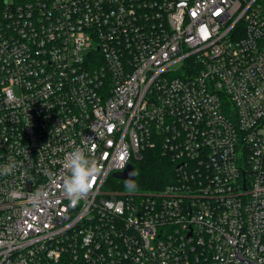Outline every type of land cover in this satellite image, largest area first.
Wrapping results in <instances>:
<instances>
[{"label":"built area","instance_id":"2783aa9c","mask_svg":"<svg viewBox=\"0 0 264 264\" xmlns=\"http://www.w3.org/2000/svg\"><path fill=\"white\" fill-rule=\"evenodd\" d=\"M75 147L103 172L72 206ZM154 148L171 184L110 189ZM11 162L0 264H264V0H0Z\"/></svg>","mask_w":264,"mask_h":264},{"label":"clouds","instance_id":"9594fccd","mask_svg":"<svg viewBox=\"0 0 264 264\" xmlns=\"http://www.w3.org/2000/svg\"><path fill=\"white\" fill-rule=\"evenodd\" d=\"M16 163L11 162L0 167V175H10L16 168ZM66 174L62 181V190L72 206H76L93 188V182L103 172V167L96 159L86 154L82 147H75L66 154L63 161ZM129 179H125L124 186L127 189L135 187L134 170L129 174ZM47 193L38 191L31 195L32 203L39 205L46 201Z\"/></svg>","mask_w":264,"mask_h":264},{"label":"trees","instance_id":"16d2710c","mask_svg":"<svg viewBox=\"0 0 264 264\" xmlns=\"http://www.w3.org/2000/svg\"><path fill=\"white\" fill-rule=\"evenodd\" d=\"M175 164L160 149H147L134 163L135 187L140 192H156L171 184L175 177ZM121 188L127 190L121 183Z\"/></svg>","mask_w":264,"mask_h":264},{"label":"water","instance_id":"95a60500","mask_svg":"<svg viewBox=\"0 0 264 264\" xmlns=\"http://www.w3.org/2000/svg\"><path fill=\"white\" fill-rule=\"evenodd\" d=\"M133 170L135 172L134 165L129 164L128 167L123 172H121V173H115L113 175V177L116 178V179H118V180H120V181H122L123 184H124L125 179L132 178V177L129 176V174ZM134 182H135V177H134ZM235 256L238 259V261H246L249 264H258V262H256V261H251V260H248V259H245V258L241 257V255H240V253L238 251V247L237 246L235 247Z\"/></svg>","mask_w":264,"mask_h":264},{"label":"rangeland","instance_id":"374dc122","mask_svg":"<svg viewBox=\"0 0 264 264\" xmlns=\"http://www.w3.org/2000/svg\"><path fill=\"white\" fill-rule=\"evenodd\" d=\"M6 2H12L13 0H5ZM121 183L122 181L118 180V179H110L109 181V187L111 190L115 191V192H125L128 190H123L121 188ZM133 191H136V192H139L136 188L133 190Z\"/></svg>","mask_w":264,"mask_h":264}]
</instances>
